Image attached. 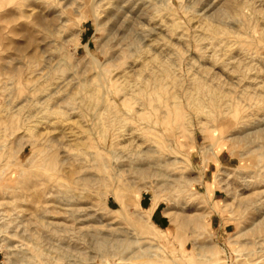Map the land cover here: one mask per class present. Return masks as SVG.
<instances>
[{"label": "rangeland", "instance_id": "1", "mask_svg": "<svg viewBox=\"0 0 264 264\" xmlns=\"http://www.w3.org/2000/svg\"><path fill=\"white\" fill-rule=\"evenodd\" d=\"M217 1L0 0V264H264V0Z\"/></svg>", "mask_w": 264, "mask_h": 264}, {"label": "bare ground", "instance_id": "2", "mask_svg": "<svg viewBox=\"0 0 264 264\" xmlns=\"http://www.w3.org/2000/svg\"><path fill=\"white\" fill-rule=\"evenodd\" d=\"M141 1H142V0H141ZM143 1H145V0H143ZM146 1H147V0H146ZM153 1H154V0H153ZM208 1H209V0H207V2H208ZM216 1H217V0H216ZM211 2H212V1H211ZM214 2H215V0H214ZM214 2H213V4H216V3H214ZM217 2H220V1H217ZM223 2H224V0H223ZM223 2H222V3H223ZM136 3H138L137 0H136ZM136 3H134V4H136ZM140 3H141V2H140ZM150 3H151V2H150ZM226 3L229 4L230 2H226ZM145 4H146V3H145ZM147 4H148V3H147ZM213 4L211 3V5H213ZM224 4H225V2H224ZM240 4H242V3H240ZM240 4H239V5H240ZM246 4H247V3H246ZM129 5H130V3H129ZM136 5H137V4H136ZM151 5H152V4H151ZM208 5H209V4H208ZM218 5L220 6L221 4L217 3V6H218ZM226 5H227V4H226ZM242 5H243V4H242ZM154 6H155V5H154ZM205 6H206V5H205ZM213 6H214V5H213ZM217 6H216V8H217ZM227 6H228V5H227ZM136 7H137V6H136ZM210 7H211V6H210ZM210 7L207 6V9L210 8ZM238 7H240V6H238ZM139 8H140V7H139ZM222 8H223V6H222ZM222 8L220 9L221 11L223 10ZM224 8H225V10L228 9V11H229V8H230V7L226 9V6L224 5ZM231 8H232V6H231ZM128 9H129V8H128ZM203 9H204V8H203ZM203 9L201 8V10H203ZM214 9H215V8H214ZM235 9H237V11H238V9H241V7H240V8H235ZM135 10H136V8H135ZM140 10H141V9H140ZM210 10H211V11H210L209 13H211V14H210L211 16L214 15V12L216 13V11L212 12V7H211ZM218 10H219V9H217V13H216V15L219 16L218 13H222L224 10H223L222 12H219ZM194 11H195V10H194ZM196 11H197V10H196ZM198 11H199V10H198ZM198 11H197V13H200V15H201V12H200V11L198 12ZM204 11H205V10H204ZM228 11L226 12L227 14H229ZM146 12H147V11H146ZM202 13H203V11H202ZM212 13H213V14H212ZM235 13H237V12H235ZM247 13H248V12H247ZM160 14H161V13H160ZM224 14H225V13H224ZM230 14H232V13H230ZM237 14H238V13H237ZM198 15H199V14H198ZM202 15H203V14H202ZM207 15H208V13H207ZM210 15H209V16H210ZM243 15H244V14H243ZM150 16H151V15H150ZM222 16H223V14H222ZM234 16H237V15H234ZM234 16H231V17H234ZM238 16H240V15H238ZM238 16H237V17H238ZM132 17H133V16H132ZM156 17H157V16H156ZM160 17H161V16H160ZM160 17H157V21L159 20ZM162 17H164V16H162ZM193 17H194V16H193ZM196 17H197V16H196ZM200 17H201V16H200ZM212 17H214V16H212ZM220 17H221V16H220ZM220 17H219V18H220ZM165 18H166V17H165ZM165 18H164V19H165ZM238 18H239V17H238ZM238 18H237V19H238ZM145 19H146V18H145ZM147 19H148V18H147ZM147 19H146V20H147ZM149 19H150V17H149ZM152 19H154V18H152ZM155 19H156V18H155ZM211 19H213V18H211ZM220 19H222V17H221ZM234 19H235V18H234ZM193 20H194V19H193ZM195 20H196V18H195ZM197 20H198V19H197ZM203 20H204V19H203ZM209 20H210V19H209ZM209 20H208V21H209ZM223 20H224V19H223ZM133 21H135V16H134V20H133ZM133 21H132V23H133ZM148 21H149V20H148ZM159 21H160L159 23H157L156 25L153 26V29H154V30H157V32L159 31V32L161 33L162 30H164L166 24L164 25V24L161 22V19H160ZM165 21L169 22L170 20H166V19H165ZM237 21H238V20H237ZM145 22H146V21H145ZM170 22H171V21H170ZM173 22H175V21H173ZM173 22H171V26L173 25ZM206 22H207V21H206ZM216 22H217V21H216ZM218 22H220V20H219ZM45 23H47V22H45ZM132 23H130V25H131ZM150 23H151V21H150ZM150 23H148V24H150ZM203 23H204V21H203L202 24L200 25L199 22H198V24H199V26H200V27H198V28H200L199 30L202 31V29L204 28L206 31L203 29V30L205 31V32H203V34L206 33V37L209 35L213 41L215 40L216 42H218V40H219V38H220V37H219V34H221V31H220V30H224V29H219V28H218V23H217V26L214 25V24H210V22H209V23H204V24H203ZM230 23H231V22H230ZM134 24H135V23H134ZM134 24H133V26H134ZM139 24H140V23H139ZM168 24H169V23H168ZM175 24H176V22H175ZM175 24H174V26L176 27ZM177 24L179 25V23H177ZM222 24H223V22H222ZM247 24H248V23H247ZM150 25H151V24H150ZM178 25H177V27H178ZM219 25H220V27H221V22H220ZM138 26H139V25H138ZM146 26H147V24H146ZM174 26H172V27H174ZM224 26H225V23H224ZM224 26H223V27H224ZM175 27H174V28H175ZM196 27H197V25H196ZM230 27H231V26H230ZM143 28H144V27H143ZM148 28L150 29V27H148ZM148 28H147L146 30H148ZM174 28H173V29H174ZM182 28H183V27H182ZM225 28H226V27H225ZM227 28H228V27H227ZM139 29H140V28H139ZM175 29H176V28H175ZM175 29H174V30H175ZM177 29H178V28H177ZM177 29H176L174 32H176V31L179 32V30H177ZM179 29H181V28H179ZM141 30H143V29H141ZM151 30H152V27H151L150 31L148 30V31H149L148 33L151 34V35H153V34H152L153 32L150 33ZM182 30H183V29H182ZM182 30H181V33H182ZM184 30L186 31L185 28H184ZM136 31H137V29H136ZM139 31H140V30H139ZM139 31H138V32H139ZM195 31H196V30H195ZM201 31H200V32H201ZM228 31H230V30H228ZM232 31H233V30H232ZM232 31H230V32H232ZM168 32H169V31H168ZM224 32H225V30H224ZM226 32H227V31H226ZM226 32H225V33H226ZM261 32H262V31H261ZM141 33H142V31H141ZM143 33H144V32H143ZM143 33L141 34V36L143 35ZM145 33H146V32H145ZM145 33H144V34H145ZM155 33H156V32H155ZM160 33H159V34H160ZM196 33H197V32H196ZM162 34H164V33L162 32L161 35H162ZM183 34H184V33H183ZM183 34L181 35L180 33H178L177 35H178L179 38L181 39V36H183ZM186 34H187V32H186ZM186 34H185V35H186ZM194 34H195V32H194ZM201 34H202V33H201ZM201 34H200V35H201ZM207 34H208V35H207ZM230 34L232 35V33H230ZM233 34H235V33H233ZM236 34H237V32H236ZM109 35H110V34H109ZM136 35H137V33H136ZM151 35H150V36H151ZM156 35H157V33H156ZM164 35H165V34H164ZM185 35H184V36H185ZM222 35H223V34H222ZM224 35H225V34H224ZM227 35H228V34H227ZM237 35H238V34H237ZM159 36H160V35H159ZM162 36H163V35H162ZM175 36H176V35H175ZM184 36H183V37H184ZM202 36H203V35H201L200 38H202ZM228 36H229V35H228ZM241 36H242V34H241L240 36H238V37H241ZM155 37H156V36H155ZM164 37H165V36H164ZM183 37H182V38H183ZM195 37L197 38V36H195ZM222 37H224V36H222ZM222 37H221V38H222ZM232 37H233V36H232ZM234 37H235V36H234ZM238 37H236V38L238 39ZM147 38H148V37H147ZM151 38H152V37H151ZM158 38H159V37H158ZM165 38H166V37H165ZM171 38H172V37H171ZM207 38H209V37H207ZM207 38H206V39H207ZM221 38H220V40H221ZM229 38H230V37H229ZM242 38H243V36H242ZM136 39H137V37H136ZM144 39L146 40V38H144V35H143V40H144ZM149 39H150V38H149ZM174 39L177 40V38H174ZM174 39H173V40H174ZM183 39H184V38H183ZM183 39H181V40H183ZM187 39H188V36H187ZM187 39H185V40H187ZM204 39H205V38L203 37V40H204ZM211 39H210V41H211ZM222 39H223V38H222ZM231 39H235V38H231ZM231 39H230V40H231ZM140 40H141V37H140ZM152 40H154V39H151V41H152ZM161 40H163V39H161ZM165 40H166V39H165ZM165 40H163L164 42L162 41V46H161L162 48H163V47H169V45L171 44V43H169L170 41L166 40V42H165ZM170 40H171V39H170ZM223 40H224V39H223ZM226 40H227V39H226ZM238 40H239V39H238ZM147 41H148V40H147ZM149 41H150V40H149ZM156 41H157V40H156ZM178 41H180V40H178ZM197 41H198V39H197ZM200 41H201V39H200ZM200 41H199V42H200ZM213 41H211V42H213ZM215 41H214V43H215ZM221 41H222V40H221ZM227 41H229V40H227ZM140 42H141V41H140ZM142 42H143V41H142ZM152 42H153V41H152ZM152 42H150V44H151ZM157 42H158V41H157ZM172 42H173V41H172ZM174 42H176V41H174ZM174 42H173V43H174ZM199 42H198V43H199ZM203 42H204V41H203ZM222 42H223V41H222ZM231 42H232V41H231ZM231 42H230V43H231ZM159 43H160V42H159ZM173 43H172V44H173ZM176 43H178V42H176ZM180 43H181V42H180ZM186 43H187V42H186ZM208 43H209V42H208ZM219 43H220V42H219ZM227 43H228V42H227ZM230 43H228V44L230 45ZM232 43H233V42H232ZM144 44H145V41H144ZM147 44H148V43H146V45H147ZM153 44H154V43H152V45H153ZM182 44H183V43H182ZM217 44H218V43H217ZM221 44H222V43H221ZM221 44H219V45H221ZM236 44H237V43H236ZM146 45H144V46H146ZM157 45H158V44H157ZM160 45H161V44H160ZM176 45H177V44H176ZM185 45H186V44H185ZM207 45H208V44H207ZM213 45H214V44H213ZM213 45H212V47H213ZM137 46H138V45H137ZM147 46H148V45H147ZM150 46H151V45H150ZM150 46H149V47H150ZM155 46H156V45H155ZM199 46H200V45H199ZM210 46H211V45H210ZM214 46H215V45H214ZM226 46H227V45H226ZM226 46H225V44H224V47H226ZM149 47H148V48H149ZM175 47H176V46H175ZM177 47H180V45L177 46ZM187 47H188V45H187ZM212 47H211V50L213 49ZM215 47H216V46H215ZM218 47H219V46L217 45V48H218ZM224 47H223V48H224ZM232 47H233V46H232ZM137 48H138V47H137ZM141 48H142V47H141ZM144 48H145V47H144ZM144 48H143V49H144ZM151 48H152V46H151ZM153 48H154V47H153ZM153 48H152V49H153ZM156 48H157V47H155V49H156ZM158 48H159V47H158ZM162 48H160V49H162ZM169 48H170V47H169ZM223 48H221V49H223ZM138 49H139V48H138ZM143 49H142V50H143ZM146 49H147V47H146ZM172 49H173V48H172ZM184 49H185V48H184ZM203 49H206V50H207L208 47L206 46V47L203 48ZM215 49H216V48H215ZM215 49H214V51H215ZM221 49H220V50H221ZM226 49H230V47H229V48H226ZM235 49H236V48H235ZM134 50H136V49H134ZM147 50H148V49H147ZM149 50H150V49H149ZM206 50H205V51H206ZM209 50H210V49H209ZM209 50H208V51H209ZM139 51H140V50H139ZM156 51H157V50H156ZM156 51L154 50V52H156ZM160 51H161V50H160ZM162 51H164V50H162ZM165 51H167V50L165 49ZM171 51H172V50H171ZM175 51H177V50H175ZM175 51H174V52H175ZM228 51H229V50H228ZM234 51H235V50H234ZM236 51H238V50L236 49ZM239 51H240V50H239ZM145 52L147 53V51H145ZM145 52H144V53H145ZM148 52H153V51L150 50V51H148ZM154 52L152 53V58H153V55L158 54L157 52L154 54ZM174 52H173V53H174ZM206 52H207V51H206ZM212 52H213V51H212ZM212 52H211L210 54H212ZM217 52H218V51H217ZM229 52H230V51H229ZM229 52H228V53H229ZM159 53H160V52H159ZM167 53H168V52H167ZM214 53H215V52H214ZM220 53H221V52H220ZM220 53H219V54H220ZM224 53H225V51H224ZM233 53H234V52H233ZM237 53H238V52H237ZM149 54H150V53H149ZM160 54H162V53H160ZM160 54H158V55H160ZM169 54H170V51H169ZM208 54H209V53H208ZM221 54H222V53H221ZM225 54H226V53H225ZM225 54H224V55H225ZM229 54H230V53H229ZM234 54H235V53H234ZM115 55H116V54H115ZM158 55H155V56H158ZM164 55H167V57L169 56L168 54H163V55H162L163 60L166 59V58L164 59V57H165ZM216 55H218V53H215V54H214V56H216ZM224 55H223V57H224ZM237 55H239V54H237ZM237 55H236V57H237ZM240 55H241V53H240ZM155 56H154L153 59H157V57L155 58ZM220 56H221V55H220ZM231 56H232V55H231ZM136 57H137V56H136ZM149 57H150V56H149ZM149 57H148V58L145 57V58L149 59ZM158 57H159V56H158ZM162 57H160V58H162ZM169 57H170V56H169ZM171 57H172V56H171ZM209 57H210V59L212 58L211 55H210ZM223 57H222V59H223ZM227 57H228V56H227ZM236 57H235V59H236ZM112 58H113V55H112ZM114 58H115V56H114ZM120 58H121V57H120ZM214 58H215V57H214ZM216 58H218V57L216 56ZM231 58H232V57H231ZM233 58H234V57H233ZM239 58H240V57H239ZM239 58H238V60H237V59H236V60L234 59V61L232 62V64H231V67H233L232 71L235 70V69H239V68H241V61H239ZM138 59H139V58H138ZM212 59H213V58H212ZM220 59H221V58H220ZM220 59H219V60H220ZM228 59H229V58H228ZM228 59H227V62H228ZM240 59H241V58H240ZM149 60H150V59H149ZM158 60L160 61V59H158ZM168 60H169V58H168ZM170 60H171V59H170ZM170 60H169V62H170ZM194 60H195V59H194ZM197 60H198V59H197ZM217 60H218V59H216L215 62L213 61L214 64L217 62ZM223 60L226 61L225 59H223ZM229 60H231V59H229ZM243 60H244V59H243ZM151 61H152V60H151ZM154 61H155V60H154ZM154 61H153V62H154ZM211 61H212V60H211ZM155 62H157V61H155ZM173 62H176V61H173ZM196 62H197V61H196ZM243 62H244V61H243ZM148 63H149V62H148ZM148 63H147V65H148ZM150 63H151V62H150ZM158 63L161 64L162 62H158ZM164 63H166V62H164ZM164 63H163L162 65H160L159 68H157V67L159 66V64L157 65V63H156V65H157L156 70L159 71L158 73H159L161 76H162V75H163V76L171 75V74H170V71H172L173 69L169 70V68L166 66L168 63H167V64H164ZM190 63H191V62H190ZM199 63H201V62H199ZM218 63H219V62H218ZM218 63H217V64H218ZM230 63H231V62H230ZM230 63H229V64H230ZM257 63H258V62H257ZM170 64H172V62H170V63L168 64V66H169ZM191 64H192V63H191ZM191 64H190V65H191ZM204 64H205V63H204ZM221 64H222V63H221ZM229 64H228V66H229ZM243 64H244V63H243ZM248 64H249V63H248ZM262 64H263V63H262ZM143 65H144V64H143ZM153 65H154V64H153ZM207 65H208V64H207ZM170 66H172V65H170ZM176 66H178V65H176ZM199 66H201V65H199ZM202 66H203V65H202ZM202 66H201V67H202ZM210 66H211V68H210V67H209V68L212 70V67H213L214 65L212 66V64H211ZM216 66H217V65H216ZM246 66H247V63H246ZM249 66H250V65H249ZM251 66H252V65H251ZM140 67H141V66H140ZM143 67H144V66H143ZM148 67H149V65H148ZM205 67H206V66H205ZM214 67H215V66H214ZM222 67H223V64H222ZM224 67H227V66L224 65ZM247 67H248V66H247ZM173 68H174V67H173ZM206 68H207V67H206ZM234 68H235V69H234ZM244 68H245V67H244ZM249 68H250V67H249ZM252 68H254V67H252ZM143 69H144V68H143ZM148 69H149V68H148ZM150 69H152V65H151V68H150ZM177 69H178V68H177ZM189 69H190V68H189ZM204 69H205V68H204ZM210 69H207V70H208L207 72H210ZM213 69H214V68H213ZM219 69H221V68H219ZM225 69H227V68H225ZM246 69H247V68H246ZM133 70H134V69H133ZM137 70H138V69H137ZM174 70H176V69H174ZM249 70H250V69H249ZM260 70H262V69L260 68ZM131 71H132V70H131ZM140 71H141V70H140ZM150 71H152V70H150ZM153 71H155V70H153ZM205 71H206V69H205ZM226 71H227L228 75L232 74V73H231L232 71H231L230 68H228ZM237 71H238V70H237ZM237 71H235L234 74H235ZM241 71L243 72V67H242ZM241 71H240V72H241ZM245 71H246V70H245ZM155 72H157V71H155ZM175 72H176V71H175ZM202 72H203V71H202ZM207 72H206V73H207ZM246 72L248 73V70H247ZM263 72H264V71H263ZM153 73H154V72H153ZM171 73H172V72H171ZM177 73H178V72H176V74H177ZM198 73H200V72H198ZM193 74H195V73H193ZM154 75H155V73H154ZM157 75H158V74H157ZM174 75H175V73H174ZM174 75H173V76H174ZM219 75H220V74H219ZM224 75H226V73H225ZM232 75H233V74H232ZM241 75H242V74H241ZM241 75H239V76H241ZM243 75H244V73H243ZM245 75H246V73H245ZM148 76H149V75H148ZM148 76H147V77H148ZM158 76H159V75H158ZM163 76H162V77H163ZM175 76H176V77H175ZM175 76H174V78H176V81H177V76H178V75H175ZM194 76H197V75H193V77H190V78L194 79ZM210 76H211V75H210ZM156 77H157V76H156ZM159 77H160V76H159ZM166 77H167V76H166ZM166 77H165V78H166ZM168 77H169V76H168ZM168 77H167L166 79H168ZM178 77H180V76H178ZM206 77H207V76H206ZM245 77H247V76H245ZM248 77H249V76H248ZM258 77H259V75H258ZM258 77H257V78H258ZM148 78H149V77H148ZM153 78L155 79V76H154ZM225 78H226V77H225ZM227 78H228V77H227ZM257 78L254 77L253 79H256V80H257ZM259 78H260V77H259ZM169 79L171 80V78H169ZM180 79H181V78H180ZM198 79L201 80L202 78L199 77ZM145 80H146V79H145ZM173 80H174V79H173ZM183 80H184V79H183ZM195 80H196V79H195ZM200 80H199V82H200ZM202 80H203V79H202ZM202 80H201V81H202ZM256 80H255V82H256ZM158 81H159V80H158ZM165 81H166V80H165ZM204 81H205V80H204ZM208 81H209V80H208ZM211 81H212V80H211ZM144 82H145V81H144ZM146 82H148V80H147ZM152 82H153V81H152ZM156 82H157V80H156ZM174 82H175V81H174ZM179 82H181V81H179ZM206 82H207V81H206ZM206 82H205V83H206ZM251 82H252V81H251ZM253 82H254V80H253ZM261 82H263V81L261 80ZM261 82L259 81V83H261ZM160 83H161V82H160ZM182 83H183V82H182ZM188 83H190V82H188ZM212 83H213V82H212ZM232 83H233V82H232ZM236 83H237V81H236ZM146 84H147V83H146ZM165 84H166V83H165ZM167 84H168V83H167ZM173 84H174V83H173ZM177 84H179V83H177ZM202 84H203V83H202ZM206 84H209V83L207 82ZM213 84H214V83H213ZM252 84H253V83H252ZM191 85H192V83H191ZM194 85H195V84H194ZM218 85H219V84H218ZM257 85L260 86V84H257ZM261 85H263V83H262ZM199 86H200V84H199ZM204 86H205V85H204ZM210 86H211V85H210ZM181 87H182V86H181ZM189 87H190V86H189ZM191 87H192V86H191ZM202 87H203V86H202ZM197 88H199V87H197ZM205 88H207V87L205 86ZM197 90H199V89H197ZM205 90H206V89H205ZM205 90H204V91H205ZM204 91H203V92H204ZM210 91H211V90H210ZM212 91H213V90H212ZM175 92H176V91H175ZM187 92L189 93V91H187ZM145 93H146V92H145ZM196 93H197V92H196ZM204 93H205V92H204ZM211 93H213V92H211ZM214 93H215V92H214ZM214 93H213V94H214ZM192 94H195V93H192ZM199 94H200V93H198L197 95H199ZM201 94H202V93H201ZM209 94H210V93H209ZM209 94H208V95H209ZM213 94H212V95H213ZM177 95H178V94H177ZM188 95H189V94H188ZM197 95H196V96H197ZM208 95H206V96H208ZM191 96H192V95H191ZM193 96H195V95H193ZM202 96H203V95H202ZM206 96L204 95V97H206ZM209 96H210V95H209ZM209 96H208L207 98H209ZM216 96H217V95H216ZM216 96H215V98H216ZM105 97H106V96H105ZM199 97H200V96L197 97V98H198L197 100H200ZM188 98H189V97H188ZM192 98H193V97H192ZM192 98H189V99H192ZM200 98H201V97H200ZM210 99H211V96H210ZM202 100H203V99H202ZM202 100H201V101H202ZM205 100H206V99H205ZM213 100H214V98H213ZM192 101H193V99H192ZM207 101H208V100H207ZM214 101H215V100H214ZM163 102H164V101H163ZM193 102H194V101H193ZM193 102H192V103H193ZM202 103H204V101H203ZM230 103H231V102H230ZM193 104H195V103H193ZM199 104H200V103H199ZM199 104H197V105H199ZM197 105H196V106H197ZM203 105H204V104H203ZM205 105H206V104H205ZM198 107H200V106H198ZM201 107H202V106H201ZM107 108H108V107H106V111H107ZM100 111H101V109H100ZM103 112H104V111H103ZM98 113H99V110H98ZM101 115H102V114H101ZM115 139H116V138H115ZM116 140H117V139H116ZM116 143H117V142H116ZM127 143H128V142H126L124 145L126 146ZM142 144H143V143H142ZM144 144H145V143H144ZM114 145H115V144L113 143L112 146H114ZM130 145H131V144H130ZM149 145H150V144H149ZM110 147H111V145H110ZM115 147H116V146H115ZM147 147H148V146H147ZM147 147H146V148H147ZM113 148H114V147H113ZM146 148L143 150L144 152H147L148 150H151L150 148H147V149H146ZM102 149H103V148H102ZM109 149H110V148H109ZM111 149H112V148H111ZM111 149H110V150H111ZM107 150H108V149H107ZM110 150H109V151H110ZM93 151H94V150H93ZM100 151H101V150H100ZM112 151H116V149H115V150L112 149ZM139 151H140V150H139ZM94 153H95V151H94ZM112 153H113V152H112ZM152 153H153V152H152ZM91 154H92V153H91ZM140 154H141V153H140ZM140 154H139V155H140ZM136 155H137V154H136ZM91 156H92V155H91ZM151 156H152V155H151ZM138 157H139V156H138ZM138 157H137V159H138ZM140 157H142V156H140ZM92 158H93V157H92ZM92 158H91V159H92ZM134 158H135V157H134ZM167 158H168V157H167ZM93 159H94V158H93ZM141 159H142V158H141ZM149 159H150V158H149ZM149 159H148V160H149ZM156 159H157V158H156ZM172 159H173V158H172ZM172 159H170V160L168 159L169 162H170V161L172 162ZM145 160H146V159H145ZM135 161H136V159H135ZM138 161H140V159H139ZM161 161H162V160H161ZM94 162H95V160H94ZM136 162H137V161H136ZM164 162H165V161H164ZM146 163H147V162H146ZM146 163H144V164H146ZM149 163H150V162H148V165H146V166H149ZM154 163H155V162H154ZM156 163H157V162H156ZM106 164H107V163H106ZM108 164H109V163H108ZM136 165H138V166H136L137 168L134 167L136 170H137L138 168H139L140 170H141L142 168H143V169H144V168L146 169V167H143L144 165H143L142 163H141V165L138 164V163H136ZM154 165H156V164H154ZM106 166H108V165H106ZM139 169H138V170H139ZM145 169H144V171H145ZM138 170H137V171H138ZM140 170H139V173L143 171V170H142V171H140ZM146 170H147V169H146ZM142 174H143V173H142ZM113 177H115V176H113ZM145 187H146V186H145ZM262 190H264V189H262ZM142 194H143V193H142ZM260 194H261V193H260ZM136 196H137V195H136ZM142 196H143V195H142ZM259 197H260V196H259ZM135 198H137V197H135ZM138 198H139V197H138ZM261 198H262V197H261ZM263 198H264V196H263ZM263 198H262V199H263ZM138 200H139V199H138ZM257 200H259V199H257ZM250 201H251V200H249L248 202H250ZM259 201H260V200H259ZM263 201H264V199H263ZM251 202H252V201H251ZM159 203H160V201H159L158 199L153 198V199H152V202H151V205L148 206L147 208L143 207L141 202H139V205H140V206H141V207L147 212V214H148L150 217H152V214H153L154 210L157 208V206H158ZM248 204H249V203H248ZM250 204H251V203H250ZM263 213H264V212H263ZM259 214H260V213H259ZM261 218H264V217H261ZM164 231H165V230H164ZM109 240H110V239H109ZM105 242H106V241H105ZM136 257H137V256H136ZM139 257H140V256H139ZM128 258H129V257H128ZM160 261H161V260H160Z\"/></svg>", "mask_w": 264, "mask_h": 264}, {"label": "crops", "instance_id": "3", "mask_svg": "<svg viewBox=\"0 0 264 264\" xmlns=\"http://www.w3.org/2000/svg\"><path fill=\"white\" fill-rule=\"evenodd\" d=\"M162 217V216H161ZM160 216L158 217V220L163 221V219Z\"/></svg>", "mask_w": 264, "mask_h": 264}]
</instances>
